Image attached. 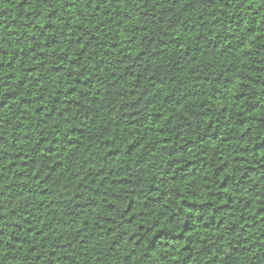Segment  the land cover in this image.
Wrapping results in <instances>:
<instances>
[{"label": "trees", "instance_id": "trees-1", "mask_svg": "<svg viewBox=\"0 0 264 264\" xmlns=\"http://www.w3.org/2000/svg\"><path fill=\"white\" fill-rule=\"evenodd\" d=\"M0 264H264V0H0Z\"/></svg>", "mask_w": 264, "mask_h": 264}]
</instances>
